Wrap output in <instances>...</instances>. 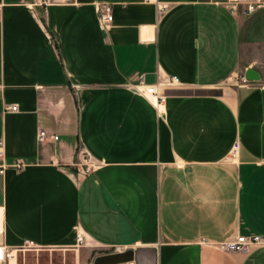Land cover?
Returning <instances> with one entry per match:
<instances>
[{"label": "crops", "instance_id": "1", "mask_svg": "<svg viewBox=\"0 0 264 264\" xmlns=\"http://www.w3.org/2000/svg\"><path fill=\"white\" fill-rule=\"evenodd\" d=\"M240 1L0 0V141L27 162L0 171L6 246L76 249L77 264L128 249L118 264H264V241L218 246L264 239V0ZM141 75L180 83L157 106Z\"/></svg>", "mask_w": 264, "mask_h": 264}, {"label": "built area", "instance_id": "2", "mask_svg": "<svg viewBox=\"0 0 264 264\" xmlns=\"http://www.w3.org/2000/svg\"><path fill=\"white\" fill-rule=\"evenodd\" d=\"M209 3H214L217 5H224L233 13H237L240 9V0H202ZM254 7L252 5H248L246 8V12H252ZM99 18L100 20L107 24L113 21V14L111 6L108 4H102L99 6ZM180 83V80L176 76L169 77L163 81H158L155 84H147L145 82L144 75L140 76V79L137 83V87H142V92L150 97L156 102L157 106H160L166 101V93L165 89ZM5 109L7 110H16L17 106H9L6 105ZM50 134L46 129H39L38 132V141L40 144H43L49 140ZM54 140L59 139V135H53ZM240 143L236 141L234 143L232 153L235 154L239 149ZM79 168H81L82 172L89 175L94 172L96 169V163L92 154L84 147L78 148V162L76 163ZM27 165V162L23 159H16L12 163H9L6 158V152L4 150V143L0 141V171L3 172L8 167H14L16 169H22ZM4 234V229L0 226V260L7 261L12 257L14 250L21 249H36L39 246L35 245L33 241H25L23 245L16 247L14 249H10L2 242V235ZM79 242L83 240L81 235L78 236ZM264 241L263 237L260 235H245L239 234L234 237H231L221 243L218 244L219 248L227 253L233 252H244L250 250L254 245L262 243ZM10 264V260H9Z\"/></svg>", "mask_w": 264, "mask_h": 264}, {"label": "rangeland", "instance_id": "3", "mask_svg": "<svg viewBox=\"0 0 264 264\" xmlns=\"http://www.w3.org/2000/svg\"><path fill=\"white\" fill-rule=\"evenodd\" d=\"M78 253L76 249L39 247L14 250L9 260L10 264H77Z\"/></svg>", "mask_w": 264, "mask_h": 264}, {"label": "water", "instance_id": "4", "mask_svg": "<svg viewBox=\"0 0 264 264\" xmlns=\"http://www.w3.org/2000/svg\"><path fill=\"white\" fill-rule=\"evenodd\" d=\"M251 70L248 73H251ZM135 259V255L132 249H128L124 252L113 253L108 255H102L98 257L95 261V264H118L132 261Z\"/></svg>", "mask_w": 264, "mask_h": 264}]
</instances>
